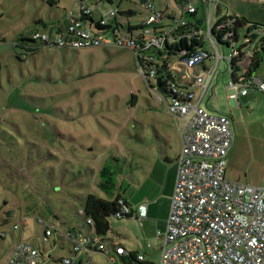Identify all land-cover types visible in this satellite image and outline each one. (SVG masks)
<instances>
[{"label": "rangeland", "instance_id": "rangeland-1", "mask_svg": "<svg viewBox=\"0 0 264 264\" xmlns=\"http://www.w3.org/2000/svg\"><path fill=\"white\" fill-rule=\"evenodd\" d=\"M162 1L175 5L173 0ZM84 3L96 6V0ZM229 5L264 29V0H233ZM81 6V0H60L57 5L48 0H0V234H4L0 264L21 243L66 254L68 241L66 249L59 242L54 248L50 241L45 243L43 222L63 230L80 227L89 194L105 200L122 194L135 203L151 204L161 200L166 188L162 153L168 146L161 137L176 147L181 121L169 114L156 83H148L132 49L115 44L53 46L33 54L18 48L35 30L63 31L65 14L78 18ZM129 7L143 11L140 5L122 4V9ZM199 14H206L208 22V4H199ZM217 20L214 11L213 25ZM239 36L235 50L246 30L241 29ZM217 45L221 56L230 58L232 49ZM263 47L261 42L254 45L260 63L252 80L264 83ZM205 48L215 51L209 39ZM230 81V63L222 58L202 104L211 114L231 120L234 138L226 157L227 179L262 186L264 92L252 86L247 95L231 99ZM112 157L118 159L112 166L120 174L110 196L97 183L100 169ZM109 222L110 230L103 236L106 249L93 251L89 264H132L129 256L117 254L119 244L158 263L161 241L155 223L145 220L141 225L135 214L110 217ZM15 224L18 229H13Z\"/></svg>", "mask_w": 264, "mask_h": 264}, {"label": "built area", "instance_id": "built-area-1", "mask_svg": "<svg viewBox=\"0 0 264 264\" xmlns=\"http://www.w3.org/2000/svg\"><path fill=\"white\" fill-rule=\"evenodd\" d=\"M84 1L81 0L78 18H73L71 12L65 14L68 19L63 31L35 30L31 38L43 47L82 49L115 44L132 49L148 83L153 80L157 84L162 79L168 91L164 98L167 110L181 121L175 189L166 229L157 232L161 241L157 264H264V184L254 186L227 179L226 157L234 138L231 120L223 114H211L202 104L222 58L230 66L234 59L238 61L235 69L238 80L231 79L229 83L231 99L246 95L252 86L264 91L262 81L245 78L259 38L247 34L235 50L233 45L240 36L232 43L233 21L227 20L229 31L225 40L231 43L232 53L230 58L221 56L211 36L216 0H180V16L174 15L168 5L165 9L158 8L155 0H136L145 16L134 24L135 30L124 29L118 23L121 13L118 8L103 6L112 0H96V6ZM200 3L208 4L210 9L208 22L204 14L201 24L189 18L200 15ZM83 16L91 20L85 21ZM224 16L235 15L227 12L219 18ZM187 29L202 36V32L208 34L203 36L196 54L181 57L163 53ZM207 39L214 52L205 48ZM117 203L115 217L133 215V207L124 197H118ZM135 213L142 225L149 215L148 203L138 205ZM43 224L45 243L50 241L54 248L59 242L66 249L68 241V252L55 255L52 250L21 243L4 264H89L93 251L106 249L103 235L90 226L92 219L87 220L89 226L83 222L80 226L83 228L74 226L66 230L51 223ZM13 229H18V225ZM116 252L120 256L131 253L120 244ZM136 256L138 260L151 261L140 252Z\"/></svg>", "mask_w": 264, "mask_h": 264}, {"label": "trees", "instance_id": "trees-1", "mask_svg": "<svg viewBox=\"0 0 264 264\" xmlns=\"http://www.w3.org/2000/svg\"><path fill=\"white\" fill-rule=\"evenodd\" d=\"M60 0H48L50 5H57ZM110 1V0H108ZM132 13V10L126 13V16H129ZM219 16V14H217ZM193 19L196 20L199 24L202 23L203 16L201 15H192ZM83 20H91L90 18H86V16H83ZM227 20H232L233 25V35L234 37L231 39L232 43H235L237 41L238 34L241 29L246 30V35L250 34L254 38H259L258 42H261V44L264 43V29L261 27H258L257 25L253 23H249L243 18H240L238 16H231L229 18L222 17L218 18L216 23L214 24V27L212 29L211 36L214 38L216 45L219 43L222 46L230 47L231 43L227 40H225V36L228 33V27L226 26ZM203 42V36L197 34H194L190 29L183 30L179 38L174 41L173 44H168L165 48L164 52L168 56H181V57H190L196 54V52L201 48ZM257 42V43H258ZM218 47V45H217ZM18 48L25 50L28 53H38L42 48L43 44L39 41L31 39L22 38V41L18 43ZM264 48V47H263ZM160 54H163L162 52H159ZM18 53V57H19ZM237 60L234 59V63L232 66H230V69H232L231 72V79L238 80L237 75L235 73ZM260 63V59L257 58V54L255 53L251 62V66L249 69V72L245 75L246 79H251L253 77V73L257 66ZM147 76V74H146ZM152 88H154L152 86ZM156 88L158 93L163 97L166 98V95L168 94L167 89L165 88V84L162 82V79L160 78L159 81L156 84ZM111 160V162H109ZM100 169L99 171V182L98 187L107 195L113 196L114 192L116 190L118 181L117 177L120 174V170L118 172L114 170V166H112L113 161H117L118 159L116 157L110 158ZM119 168V167H118ZM117 168V169H118ZM118 197H121L120 195L116 196V198L112 200H105L95 194H89L84 202V208L83 213L81 215L84 217V223L86 226H89L87 224L88 219H92L94 229L97 233L101 235H107L110 230V217H115V213L118 211V203L117 199ZM132 217V215L125 216V217H116L118 219L123 218H129ZM70 228H74V226H70ZM83 228V227H80ZM130 262L132 264H154V261H141L137 259L136 252H131L129 255ZM123 256V257H128ZM80 264V263H77Z\"/></svg>", "mask_w": 264, "mask_h": 264}, {"label": "crops", "instance_id": "crops-1", "mask_svg": "<svg viewBox=\"0 0 264 264\" xmlns=\"http://www.w3.org/2000/svg\"><path fill=\"white\" fill-rule=\"evenodd\" d=\"M173 1L176 5L177 9L172 8L173 6H175L172 3V1L167 3V2L161 0L160 4H158L157 0H155L156 6L158 8L165 9V8H167V5H168L170 10L174 13V15L180 16L181 10H180L179 5H180L181 1L180 0H173ZM227 1L233 3V0H219V1H217L215 11L217 14H219L218 18L228 12L232 15H235V16H238L240 18H243L244 20H247V18L245 17V14L238 13L236 11L231 10L229 2H227ZM114 2H115V0H112L111 2H107L106 4L109 5L108 7H114L113 6ZM123 3L132 4V5L133 4L139 5V4L136 2V0H118V2L116 3V7H115L121 11V13L117 19L118 23H120L124 27V29H128V28L132 27V29L135 30L136 27L134 26V24H136L141 19V17L144 15V11L138 12V10L131 8V7H129L128 9H122ZM131 10H132V13H134V15L130 14L129 16H126V13L131 11ZM189 18H190V20L193 19V17H189ZM125 19H126V21H125ZM54 30L59 31L57 29H54ZM256 54H257V58L259 59L258 52H256ZM161 140H164L168 146V149H163V153H162V156H163L162 158L164 160L163 166H165L167 168L166 172H164V175H163V180H164L166 188L164 189L162 196H161V200L159 202L157 200L154 203H151V204L148 203V208H149L148 217H150V218L147 217L145 219L146 221H148V223H155V226L157 227L158 231H160V230L164 231L166 229L167 219H168L170 209H171V200H172V195H173V192L175 189V183H176V177H177V157L179 155L180 146H181V144H180V127L178 130V139L176 142V147H174L173 143L169 139H167V137L162 136ZM160 174H162V173H160ZM159 181H162V177ZM122 197H124L132 205L133 210H134L133 215L134 214L136 215L135 212L137 210V207H138V205H140L142 203V201L135 203L125 195H122ZM131 252H137V251L131 250Z\"/></svg>", "mask_w": 264, "mask_h": 264}, {"label": "water", "instance_id": "water-1", "mask_svg": "<svg viewBox=\"0 0 264 264\" xmlns=\"http://www.w3.org/2000/svg\"><path fill=\"white\" fill-rule=\"evenodd\" d=\"M231 71H232V69H231Z\"/></svg>", "mask_w": 264, "mask_h": 264}]
</instances>
